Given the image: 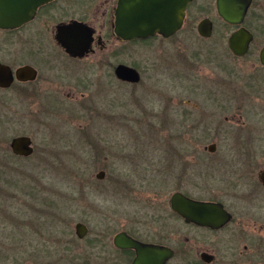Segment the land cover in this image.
Returning <instances> with one entry per match:
<instances>
[{
    "label": "flooded vegetation",
    "instance_id": "flooded-vegetation-1",
    "mask_svg": "<svg viewBox=\"0 0 264 264\" xmlns=\"http://www.w3.org/2000/svg\"><path fill=\"white\" fill-rule=\"evenodd\" d=\"M235 1L244 5L238 20L222 16L217 0H191L182 26L172 35L131 39L115 32L118 0H43L35 7L32 0H17L14 7L9 0L2 2L1 11L18 9L20 15L0 17L2 105L20 95L66 93L90 97L82 104L94 111L101 107L102 96L116 94L119 82L138 85L151 79L146 81L135 65L119 60L126 45L152 37L175 38L182 30L211 39L207 51L212 71L206 86L199 87L200 73L192 70L175 74L180 87L159 92L171 96L164 97L159 112L163 143H205L207 152L178 151L161 157L157 166L153 163L141 174L146 184L124 185L130 197L147 205L140 215L84 216L76 222L80 232L75 224L76 237L63 244V250L44 244L37 252H56L61 261H70L62 264H144L149 251L156 260L162 250L170 251L164 264H264V0ZM205 19L211 27L208 36L199 31ZM69 34L81 41L79 51L68 50L59 40V35ZM231 41H238L241 50L235 51ZM120 63L135 67L140 77L120 78ZM190 66L194 69L195 63L185 61L184 67ZM51 104L53 109L58 106ZM83 135L94 144V132ZM219 143H228V150L218 153ZM199 155L218 160L206 165L210 179L214 173L220 180L221 195L199 196L182 186H197L186 175L198 168ZM134 160L130 164L139 174L141 161ZM171 178L180 184L166 195L162 188ZM206 188L211 190L208 183ZM176 192L220 202L228 216L217 226L189 221L172 208Z\"/></svg>",
    "mask_w": 264,
    "mask_h": 264
},
{
    "label": "rangeland",
    "instance_id": "rangeland-1",
    "mask_svg": "<svg viewBox=\"0 0 264 264\" xmlns=\"http://www.w3.org/2000/svg\"><path fill=\"white\" fill-rule=\"evenodd\" d=\"M209 41L196 31L182 30L175 38L152 37L126 45L119 60L135 65L146 81L151 79L138 85L119 82L116 94L102 96V102L98 101L101 107L94 111L82 104L90 97L66 93L20 95L3 105L0 101V264L70 263L57 258L56 252L44 255L37 250L44 244L63 250V244L76 237L75 224L84 216L117 215L125 219L140 215L147 205L130 197L126 185L146 184L141 174L153 163L157 166L161 157L178 151L207 152L205 143H163L159 112L164 97L171 96L159 92L180 87L175 74L192 70L200 73L199 87L206 86L212 71ZM185 61L195 63L194 69H186ZM52 101L59 107L53 109ZM83 131L95 133L94 144L86 140ZM17 134L32 136L33 154L12 153L9 143ZM227 146L219 143L218 153L227 151ZM133 158L141 161L139 174L130 164ZM196 161L198 168L186 177L197 181V186H182L199 196L221 195V182L214 173L210 179L206 165L218 160L199 155ZM101 170L105 174L99 178ZM172 179L162 188L166 195L180 184ZM169 207L167 203L164 210L170 211Z\"/></svg>",
    "mask_w": 264,
    "mask_h": 264
},
{
    "label": "water",
    "instance_id": "water-1",
    "mask_svg": "<svg viewBox=\"0 0 264 264\" xmlns=\"http://www.w3.org/2000/svg\"><path fill=\"white\" fill-rule=\"evenodd\" d=\"M0 0V9L2 10V1ZM11 5L16 6L17 0H9ZM25 1V0H22ZM43 0H32V7ZM191 0H118L116 8L115 32L126 39L136 37H146L159 33L163 36H170L175 33L183 24L185 10ZM12 5V7H14ZM246 6V5H245ZM6 7V5H5ZM219 13L231 20H238L243 13L240 5L235 0H217ZM227 8H230L227 12ZM6 9H8L6 7ZM235 9L237 11L235 12ZM0 10V17L3 14L7 16L19 17L18 9H10L5 12ZM199 31L208 36L211 31L207 19L202 21ZM61 43L70 51L77 52L80 47L79 41L73 34L66 36L59 35ZM231 47L235 51H240L241 46L238 41H231ZM1 69V68H0ZM120 78L128 80H137L140 77L139 71L128 64L120 63L116 69ZM10 147L13 153L21 156H29L34 152V142L29 134L15 135L11 138ZM105 171L97 173L99 178L104 177ZM172 208L183 215L187 220L199 224L217 226L221 224L228 214L220 202L197 200L176 192L172 198ZM80 223H76V231L80 232ZM160 257L153 258L152 251H149L145 257L144 264H164V259L170 255V251L162 250ZM142 263V262H141ZM140 263V264H141Z\"/></svg>",
    "mask_w": 264,
    "mask_h": 264
}]
</instances>
